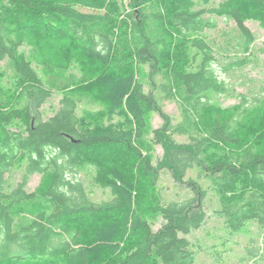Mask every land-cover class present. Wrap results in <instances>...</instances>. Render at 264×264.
<instances>
[{"label": "trees", "instance_id": "obj_1", "mask_svg": "<svg viewBox=\"0 0 264 264\" xmlns=\"http://www.w3.org/2000/svg\"><path fill=\"white\" fill-rule=\"evenodd\" d=\"M211 16L233 23L224 46L204 35ZM249 20L264 28V0H0V264H195L188 236L210 193L228 233H263L264 91L224 109L218 96L233 94L214 66L251 62ZM67 41L95 68L55 63L50 43ZM164 168L180 187L167 199ZM81 174L108 196L92 197Z\"/></svg>", "mask_w": 264, "mask_h": 264}, {"label": "rangeland", "instance_id": "obj_2", "mask_svg": "<svg viewBox=\"0 0 264 264\" xmlns=\"http://www.w3.org/2000/svg\"><path fill=\"white\" fill-rule=\"evenodd\" d=\"M219 0H212L215 4ZM217 22V28L214 30H206L204 35L219 44L225 45V41L221 32L223 30L230 31L234 34L233 23L226 21L220 17L211 16ZM247 25L255 35V42L252 46L254 56L251 62L240 68H228V58L220 57L216 60L215 69L219 77L225 79L229 91L233 96L220 95L218 102L224 109L229 108L231 105L238 103L239 99L237 94L252 95L264 91V28L261 27L256 21L249 20ZM52 58L55 63L64 65L71 63V72L75 75H80L84 69L90 71L94 69V65L89 62L86 57L68 41L64 43H50ZM55 45V48L52 46ZM71 60L67 62L66 56ZM0 83L3 86L10 84L7 80V74L4 72L3 62H0ZM91 85L85 82L79 89L91 91ZM61 93L55 91L49 101L43 106V115L49 116L53 109L58 106V101L61 98ZM165 111L173 117V120H178L180 115L174 103H164ZM150 123L153 127H159L162 124V119L156 114L152 113ZM259 130L264 129V119L260 120ZM163 148L159 145L156 146L155 156L161 158ZM23 174V166L12 168L6 174L8 182L14 185L19 181ZM84 178L87 189L92 191L91 196L97 200L104 199L108 195L107 190H103L96 186L92 180V174H81ZM39 174H32L27 183V189L32 190L39 182ZM141 185V183H140ZM160 185L163 186L165 198L171 196L174 192H180V187L175 184L169 177V173L164 168L161 171ZM139 192L141 186H138ZM210 208L207 210V218L202 227L193 231L188 237L193 243V248L196 254L195 264H264V232H260L255 226L249 228L248 233H235L230 234L223 226L221 220L214 215L213 208L217 207V200L215 196L210 193L208 199ZM149 221L153 227L156 228L161 221V218L156 215H150ZM15 264V263H8ZM31 264V263H19ZM61 264V263H60Z\"/></svg>", "mask_w": 264, "mask_h": 264}]
</instances>
